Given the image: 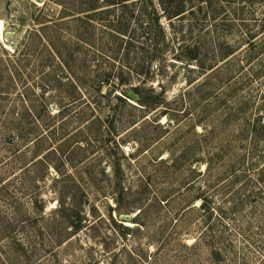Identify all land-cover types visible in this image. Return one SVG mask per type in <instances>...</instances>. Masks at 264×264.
Wrapping results in <instances>:
<instances>
[{"label": "rangeland", "instance_id": "rangeland-1", "mask_svg": "<svg viewBox=\"0 0 264 264\" xmlns=\"http://www.w3.org/2000/svg\"><path fill=\"white\" fill-rule=\"evenodd\" d=\"M106 5L0 0V113L53 115L73 107L61 95L71 91L68 74L51 50L65 56L74 78L98 86L92 81L120 46L110 36ZM202 19L176 21L175 30L163 20L170 48L153 64L158 76L148 85L161 99L156 112L110 101L105 83L106 98L83 100L94 108L89 124L68 119L53 137L45 128L36 142L0 141V184L7 180L0 221L9 223L0 224V264H216L214 247L221 260L264 263V184L246 172L264 156V74L254 76L264 51L262 62L250 65L251 51L235 46L243 37L231 16L217 31ZM195 43L203 75L195 62L188 68L175 56V48ZM221 48L240 50L224 60ZM216 66L220 74L209 70ZM198 78L208 80L200 91L187 84ZM205 196L216 208L211 218ZM39 199L44 214L34 204Z\"/></svg>", "mask_w": 264, "mask_h": 264}, {"label": "trees", "instance_id": "trees-1", "mask_svg": "<svg viewBox=\"0 0 264 264\" xmlns=\"http://www.w3.org/2000/svg\"><path fill=\"white\" fill-rule=\"evenodd\" d=\"M106 7L105 13L111 18L109 21L110 36L118 41L120 46L115 48L117 51L116 57L113 58V62L107 68L106 72L99 71L96 78L92 81L94 85L98 86L93 89L91 88L93 86L90 84L84 85V81L74 78L70 72L71 66L68 64L69 62L63 58L65 56L49 48L51 50V58L57 60L59 67H63L68 74L67 80L64 81V86L68 87L71 91L69 93L63 92L61 95L64 98L67 97L69 100H72L73 107L65 106L63 110L53 115L52 113H48L49 111L43 115L29 111L22 114H16L14 112L8 114L0 113V141L9 139L10 141L36 142L44 137L42 133L45 132V128L50 130L52 137L56 136L59 130L58 123L59 125L65 124L64 126H66V123H73L74 121L89 124L91 122L90 116L94 108L91 102L84 101L83 103V100L87 99V95L91 99H98L99 101L102 98H106L107 95L102 94L101 91V86L105 83L111 84L107 97L110 101L113 98V100L123 102L134 109L144 110L145 113H152L159 110L161 99L157 96L155 88L148 87V85L153 84V79L158 76L154 72L153 64L155 62L160 63L164 54L170 48L168 46L170 39L163 25V20L169 22L170 30H175L176 21L182 22L188 17H193L196 20V16L202 14L203 22L201 26L206 27L209 22L213 21L212 25L215 26V31H217L221 27V23H224L231 16L232 28L239 33V38L243 37L235 46H246L251 51L248 61L250 65L252 63L253 65L256 63L258 65L262 62L260 57L264 51V0H195V2L194 0H107ZM116 8L118 10H115ZM97 9L93 7L91 11H96ZM257 17H262V19L259 20ZM218 19L221 21L219 22L220 24L218 22L216 23ZM191 46L193 47L180 46V49L175 48V56L179 59H184V64L188 68H190L192 62H195V69L198 70V74L203 75L206 69L201 60H199V48L196 47L198 45L195 43ZM218 46H221V44ZM234 49L221 48L222 58L227 60L234 57L240 50L239 48ZM111 54H114V49L111 50ZM117 61L118 63L116 65ZM218 69L219 67L209 68L210 71L212 70L214 72L217 70L216 72L220 74L221 70ZM263 74L264 67L262 70L254 73V76H261ZM11 79H13L12 76ZM199 79L189 81L187 84L189 86L195 85V90L200 91L203 86L208 84V80L200 82ZM136 82L138 84H135ZM117 87H121L123 90L127 88L131 89L130 91L125 90L122 94L116 96L114 95V90ZM90 89L93 91L91 93H94L96 96L93 97L90 94ZM130 93H133L137 97L135 101L129 97ZM68 119L70 120L65 122ZM128 124H130V128H133L137 122H129ZM4 132L10 136L7 137ZM256 138L255 136V140ZM263 161L264 156H261L257 163L252 164L251 168L246 169V172L253 170L254 174H251L250 177L257 176L259 178L258 182L264 184V164L259 169L256 168ZM116 166H119V164L117 163ZM207 170L211 173L210 166ZM24 171L25 169L22 170V172ZM6 181L3 180L1 182L0 188L6 185ZM249 181L253 182V178H250ZM159 201L160 205H165L167 199L159 198ZM202 201L203 210L205 212L208 211L211 218L216 212V208L211 206L208 197L205 196ZM34 204H40V212L44 214L45 205L43 204V200L39 199ZM63 205L65 204L62 203L61 206ZM207 207L208 209H206ZM79 219L78 215L77 217L73 216L71 218L72 221ZM1 222L2 228L8 227L9 223L7 221L1 220L0 224ZM207 231L209 234H214V226L211 224ZM207 234L203 231L201 234L202 238L208 237ZM200 238L195 243H198ZM199 244L201 243L195 244L194 246L197 247ZM211 249V254L216 264H247L245 258H239L237 256H233L230 259L226 258L227 260H221L222 251L217 247Z\"/></svg>", "mask_w": 264, "mask_h": 264}, {"label": "water", "instance_id": "water-1", "mask_svg": "<svg viewBox=\"0 0 264 264\" xmlns=\"http://www.w3.org/2000/svg\"><path fill=\"white\" fill-rule=\"evenodd\" d=\"M129 97L133 100V101H135L136 99H137V97L133 94V93H130L129 94ZM128 218V217H127Z\"/></svg>", "mask_w": 264, "mask_h": 264}, {"label": "bare ground", "instance_id": "bare-ground-1", "mask_svg": "<svg viewBox=\"0 0 264 264\" xmlns=\"http://www.w3.org/2000/svg\"><path fill=\"white\" fill-rule=\"evenodd\" d=\"M3 31V30H2ZM131 227V226H130Z\"/></svg>", "mask_w": 264, "mask_h": 264}]
</instances>
